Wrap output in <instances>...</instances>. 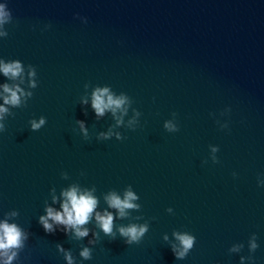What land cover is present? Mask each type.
Listing matches in <instances>:
<instances>
[{
	"label": "water",
	"instance_id": "water-1",
	"mask_svg": "<svg viewBox=\"0 0 264 264\" xmlns=\"http://www.w3.org/2000/svg\"><path fill=\"white\" fill-rule=\"evenodd\" d=\"M0 5V63L22 68L0 71V222L27 236L12 264H264V0ZM4 84L20 105L4 104ZM104 88L126 99L98 116ZM73 188L97 200L88 235L46 233L39 218ZM127 192L121 217L107 197ZM130 225L147 230L127 243ZM177 234L193 237L186 252Z\"/></svg>",
	"mask_w": 264,
	"mask_h": 264
},
{
	"label": "clouds",
	"instance_id": "clouds-1",
	"mask_svg": "<svg viewBox=\"0 0 264 264\" xmlns=\"http://www.w3.org/2000/svg\"><path fill=\"white\" fill-rule=\"evenodd\" d=\"M9 18V13L5 12L4 5H0V24H3L6 19ZM0 71L3 72L5 76H9L12 79H15L22 72L21 64L19 62H13L8 64L0 63ZM29 75H34V72L29 73ZM33 87L35 84L33 83ZM3 92L8 95L4 96L5 105H20V95H23L22 90L18 86L10 87L8 84H4ZM106 97V100H105ZM125 97L121 96L118 98H113L112 95L108 94V89H97L93 93L92 107L95 109L97 115H103L105 109H112L115 111L125 103ZM8 112V109L0 106V120L4 118V114ZM44 119L41 118L39 122L33 120L31 122L33 129H39L44 124ZM166 127H171L166 125ZM5 126L0 124V131H4ZM67 198L66 201L62 204V212L55 211L52 208L47 209V216H41L39 222L42 224L43 229L46 233H52L55 231L53 224L64 225L65 231H67V226H71L75 231V234L78 238L88 235L87 228H81L80 226L88 223L89 218L93 214L94 209L97 206V200L91 196L89 193H84L77 195L76 189H72L63 193ZM136 197L132 192H127L125 199L121 200L115 194L107 197L108 204L111 208L118 210L119 215L124 217L126 215L125 209L134 208L135 205L130 203L131 200H134ZM16 215V213H13ZM95 219L98 225L102 228L105 234H112V225H113V216L110 212L105 211L103 215L100 212L95 213ZM51 220L53 223H49ZM146 226H137L130 225L128 227H121L119 232L121 236L128 237L127 243H132L138 241L139 238L146 231ZM22 235L24 239H27L25 234H22L21 230L17 227L16 224H10L7 220L0 222V257L3 258V264H12V260L16 257L17 253L11 251L13 249H19L23 247L22 244ZM177 239L180 241L183 246L184 252L190 249L193 245V237L188 235H179L177 234ZM257 245L253 242L251 248L254 250ZM234 251L236 249H233ZM11 252V254H9ZM184 252L177 253L178 256L183 257ZM81 255L85 259L90 258L89 249L85 248ZM68 264H72V257L70 254H65Z\"/></svg>",
	"mask_w": 264,
	"mask_h": 264
}]
</instances>
